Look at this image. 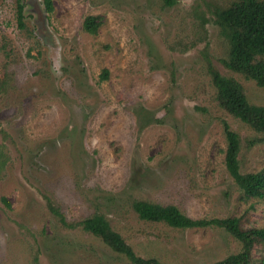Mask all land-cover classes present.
I'll return each mask as SVG.
<instances>
[{
	"label": "rangeland",
	"instance_id": "1",
	"mask_svg": "<svg viewBox=\"0 0 264 264\" xmlns=\"http://www.w3.org/2000/svg\"><path fill=\"white\" fill-rule=\"evenodd\" d=\"M233 1L0 0V264H131L48 201L68 223L102 216L163 264H213L241 244L222 227L141 219L134 199L264 226V197L225 168L224 124L242 173L264 168V133L219 104L209 73L264 105V87L225 64L215 14Z\"/></svg>",
	"mask_w": 264,
	"mask_h": 264
},
{
	"label": "trees",
	"instance_id": "2",
	"mask_svg": "<svg viewBox=\"0 0 264 264\" xmlns=\"http://www.w3.org/2000/svg\"><path fill=\"white\" fill-rule=\"evenodd\" d=\"M174 0H165L167 4ZM47 10H51L50 0H44ZM17 13L19 25L24 27L23 5L18 3ZM215 23L220 34L229 45V68L243 71L259 86L264 87V61L256 57H264V0H235L228 7L215 14ZM94 16H87L83 21L84 29L94 34L97 28ZM211 82L216 88L219 104L229 113L251 126L255 131L264 133V105L251 104L243 89L232 78L209 68ZM227 144L224 152V164L228 174L246 197H264V168L255 172L242 173L238 164V135L224 124ZM2 200L5 201L4 198ZM6 202V201H5ZM49 206L57 219L65 226L77 225L88 231L109 246L123 254L131 264H163L156 258H144L137 255L125 239L109 223L99 215H91L77 222H66L61 212L49 201ZM7 204V202H6ZM132 209L144 220L161 221L174 228L204 227L214 225L227 230L241 244L239 250L224 260L213 264H264V226L244 228L239 217L199 218L194 219L173 205H162L142 199H134ZM258 247L259 254L254 256Z\"/></svg>",
	"mask_w": 264,
	"mask_h": 264
}]
</instances>
